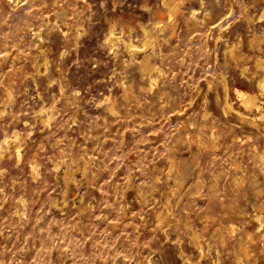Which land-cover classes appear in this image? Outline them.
Instances as JSON below:
<instances>
[{
    "label": "rangeland",
    "instance_id": "obj_1",
    "mask_svg": "<svg viewBox=\"0 0 264 264\" xmlns=\"http://www.w3.org/2000/svg\"><path fill=\"white\" fill-rule=\"evenodd\" d=\"M263 15L0 0V264H264Z\"/></svg>",
    "mask_w": 264,
    "mask_h": 264
},
{
    "label": "bare ground",
    "instance_id": "obj_2",
    "mask_svg": "<svg viewBox=\"0 0 264 264\" xmlns=\"http://www.w3.org/2000/svg\"><path fill=\"white\" fill-rule=\"evenodd\" d=\"M164 3V1H163ZM166 5V3L163 4V6ZM165 7V6H164ZM168 7V6H167ZM169 8V7H168ZM172 8V7H171ZM171 8H169L168 10H170ZM176 8V7H175ZM174 8V9H175ZM167 9V8H166ZM173 9V10H174ZM167 10V12H168ZM176 10V9H175ZM169 13V12H168ZM174 16V12L171 13L170 15V20H172ZM264 16V15H263ZM262 16V18H263ZM145 30V41L143 43V47L146 48V47H149L152 43V36ZM107 41L111 42V43H114V44H118L119 42L122 41V37L121 35H117L115 33L114 30H111L110 33H109V36L107 38ZM126 47L131 51L133 52V55L134 53H137L136 51H138L140 49V47L138 45H136V43H133L132 40H129L128 42L124 41ZM42 52V51H41ZM262 58V57H261ZM259 59V58H258ZM262 62V61H260ZM264 63V61H263ZM263 63H260V64H263ZM264 65V64H263ZM150 69V68H149ZM245 69V68H244ZM158 70V69H157ZM244 72V70H243ZM152 75V74H151ZM255 76V75H254ZM257 78V77H256ZM258 88L259 90L261 91L262 95H264V77L262 79H260V81L258 82ZM258 93V92H257ZM237 94L238 96L242 99L243 101V104H244V107L245 109L247 110V113H251V115H254V117H257V118H260V119H263L264 120V101H262L259 97V95H257L256 93L253 94V93H249V92H245V91H240V90H237ZM106 99V98H105ZM227 107L230 109V110H233V111H236L237 114H239L240 116H246L244 115V113H242L241 111L235 109L231 103V101L229 100V98L227 99ZM47 114V113H46ZM238 115V116H239ZM243 117V118H244ZM241 118V117H240ZM255 118V119H257ZM252 119V118H251ZM244 120V119H243ZM248 120V119H247ZM254 120V119H253ZM251 121V122H254V121ZM259 120V119H258ZM250 122V123H251ZM5 139V138H4ZM6 140V139H5ZM9 140V139H8ZM3 141V140H2ZM1 141V142H2ZM5 142V141H4ZM8 142V141H7ZM3 143V142H2ZM1 143V144H2ZM4 144V143H3ZM6 144V142H5ZM1 147V146H0ZM4 153V152H3ZM20 149L18 150V156H20ZM173 173V172H171ZM170 173V174H171ZM201 238V237H200ZM196 239V238H195ZM198 243V242H197Z\"/></svg>",
    "mask_w": 264,
    "mask_h": 264
}]
</instances>
